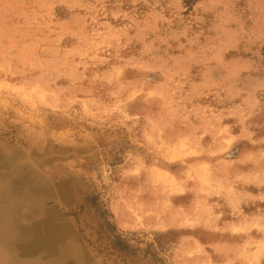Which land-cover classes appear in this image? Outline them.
Returning <instances> with one entry per match:
<instances>
[{
    "label": "rangeland",
    "instance_id": "rangeland-1",
    "mask_svg": "<svg viewBox=\"0 0 264 264\" xmlns=\"http://www.w3.org/2000/svg\"><path fill=\"white\" fill-rule=\"evenodd\" d=\"M0 157L11 257L264 264V0H0Z\"/></svg>",
    "mask_w": 264,
    "mask_h": 264
},
{
    "label": "bare ground",
    "instance_id": "bare-ground-1",
    "mask_svg": "<svg viewBox=\"0 0 264 264\" xmlns=\"http://www.w3.org/2000/svg\"><path fill=\"white\" fill-rule=\"evenodd\" d=\"M11 169L13 170V167H11ZM23 173L24 172H21L20 176H22ZM17 174L18 172L16 175ZM16 175H6L4 178L0 179V206L3 203L8 204L5 210L0 209V264H45L39 260L21 261L16 256L13 257L12 255L11 257L5 252L6 249L13 247L14 238L12 236L14 231L11 230V221L15 217L28 216L27 213H29L30 210L34 207L37 208L39 191H42L44 185V183L42 185L40 177H33V179H29L28 184L30 186L27 187L26 182L22 180L21 177L14 179ZM32 181L36 184L32 185Z\"/></svg>",
    "mask_w": 264,
    "mask_h": 264
}]
</instances>
